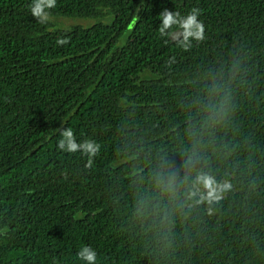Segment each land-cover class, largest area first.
<instances>
[{"label": "trees", "instance_id": "trees-1", "mask_svg": "<svg viewBox=\"0 0 264 264\" xmlns=\"http://www.w3.org/2000/svg\"><path fill=\"white\" fill-rule=\"evenodd\" d=\"M32 2L0 0V264H264V0ZM194 8L202 42L160 36Z\"/></svg>", "mask_w": 264, "mask_h": 264}, {"label": "clouds", "instance_id": "clouds-1", "mask_svg": "<svg viewBox=\"0 0 264 264\" xmlns=\"http://www.w3.org/2000/svg\"><path fill=\"white\" fill-rule=\"evenodd\" d=\"M56 6V0H33L30 5L31 14L33 18L37 19L39 23H46L49 19L50 9ZM200 15L199 9H192L186 16H181L179 12H172L165 9L159 15L162 21L158 32L161 37L177 38L178 46L185 51L189 50L193 46V41L202 42L205 39V26L202 21L198 19ZM177 26L179 33H170L169 30ZM69 43L68 39L58 38L57 45L63 46ZM62 137L58 142V148L61 151L67 153L80 152L82 155L87 156L86 168H91L94 162V158L100 152V144L95 140L88 139L81 143H78L75 138L72 128L60 131ZM198 182L202 183L207 190V197L209 201L218 199L217 188L215 187V181L213 178L202 175L197 177ZM227 187V185L225 186ZM77 258L84 261L85 264H96L97 253L89 246H84L78 251Z\"/></svg>", "mask_w": 264, "mask_h": 264}, {"label": "rangeland", "instance_id": "rangeland-1", "mask_svg": "<svg viewBox=\"0 0 264 264\" xmlns=\"http://www.w3.org/2000/svg\"><path fill=\"white\" fill-rule=\"evenodd\" d=\"M53 23L61 28H69L73 25L91 26L95 23L94 20H80V19H55Z\"/></svg>", "mask_w": 264, "mask_h": 264}, {"label": "water", "instance_id": "water-1", "mask_svg": "<svg viewBox=\"0 0 264 264\" xmlns=\"http://www.w3.org/2000/svg\"><path fill=\"white\" fill-rule=\"evenodd\" d=\"M179 31H180V30H178V31H174L173 33H177V34H178V33H179ZM170 39H171V41H172V42H176V41H177V39H178V37H177V38H170Z\"/></svg>", "mask_w": 264, "mask_h": 264}]
</instances>
